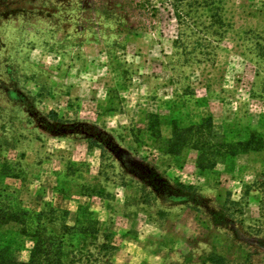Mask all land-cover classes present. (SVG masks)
Returning a JSON list of instances; mask_svg holds the SVG:
<instances>
[{"label":"rangeland","instance_id":"obj_1","mask_svg":"<svg viewBox=\"0 0 264 264\" xmlns=\"http://www.w3.org/2000/svg\"><path fill=\"white\" fill-rule=\"evenodd\" d=\"M0 210L21 262L264 264V0H0Z\"/></svg>","mask_w":264,"mask_h":264},{"label":"trees","instance_id":"obj_2","mask_svg":"<svg viewBox=\"0 0 264 264\" xmlns=\"http://www.w3.org/2000/svg\"><path fill=\"white\" fill-rule=\"evenodd\" d=\"M169 143L168 151L172 154L187 146L197 150L199 152L197 165L201 169L214 168L220 159L227 155H234L239 151L237 145L228 143L225 140L222 128L217 126L212 118H205L200 124L187 128L175 126L173 137ZM239 145H243L245 149H248L251 142H240ZM11 220L8 213L0 210V226L9 223ZM4 249L0 246V264H62L56 254L51 256L47 248H42L39 242L36 243L29 262L19 261L14 256L7 254V249H5L6 251ZM214 261L217 262L216 264L224 263L221 257Z\"/></svg>","mask_w":264,"mask_h":264}]
</instances>
